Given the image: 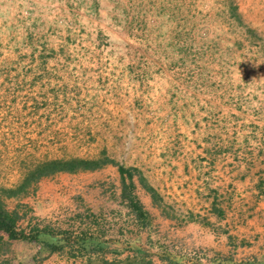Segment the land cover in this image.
<instances>
[{
    "label": "rangeland",
    "instance_id": "374dc122",
    "mask_svg": "<svg viewBox=\"0 0 264 264\" xmlns=\"http://www.w3.org/2000/svg\"><path fill=\"white\" fill-rule=\"evenodd\" d=\"M258 135L264 0H0V188L46 159L113 160L43 175L0 198L17 207L24 230L100 235L103 249L86 264L102 256L159 264L165 251L183 264L245 255L264 264V247L247 248L264 241L260 230L211 246L203 228L185 225L226 230L214 216L234 210L245 220L226 175L257 153ZM115 163L134 167L146 221L120 196ZM70 255L33 240L0 244V264L81 263Z\"/></svg>",
    "mask_w": 264,
    "mask_h": 264
},
{
    "label": "trees",
    "instance_id": "16d2710c",
    "mask_svg": "<svg viewBox=\"0 0 264 264\" xmlns=\"http://www.w3.org/2000/svg\"><path fill=\"white\" fill-rule=\"evenodd\" d=\"M105 162L113 163V160L104 157L87 158L80 156H70L67 158H51L36 163L22 177L19 183L13 187H2L0 191L5 195H15L21 191L27 184L37 180L39 177L53 173L55 171L73 172L79 169H93L101 166ZM116 164L121 185L120 196L127 200V206L133 215L146 221L149 216L148 211L133 192L134 182L132 179V168L122 164ZM151 198L156 196V191L151 185H144ZM20 218V212L17 207L8 208L0 198V244H8L15 240L25 239L39 242L48 253L59 252L68 248L72 258L82 257L80 264H86L91 260V252L101 253L104 239L100 235H93L91 232L80 229L71 231L67 229L54 230L49 225H30L27 230L17 226V220ZM143 256V254H141ZM160 258L164 262L159 264H183L180 261V255L171 254L165 251ZM217 257H215L216 259ZM213 259V261H216ZM102 264H137L136 258L126 256L123 260L111 257L110 259L102 256ZM149 261V259H148ZM230 264H257L258 259L255 255H245L240 257L229 256ZM12 264H29L27 261L17 260ZM202 264V263H195Z\"/></svg>",
    "mask_w": 264,
    "mask_h": 264
},
{
    "label": "crops",
    "instance_id": "0c3cea01",
    "mask_svg": "<svg viewBox=\"0 0 264 264\" xmlns=\"http://www.w3.org/2000/svg\"><path fill=\"white\" fill-rule=\"evenodd\" d=\"M251 128L255 125H251ZM260 127V126H259ZM261 128V127H260ZM261 137L264 138V135H258L253 142L257 144V153L254 154V151H249L248 155L244 159L247 160L241 163L239 168L233 169L227 173L228 182L234 183L237 192L242 195L243 208H247V213L245 214V220L240 223L236 222L233 217L237 216L234 210L233 213L225 217L214 216L217 220V223L221 226L228 227V229L217 230L209 226H204L202 222H187L185 225L189 227H200L203 228L205 232L203 235V240L205 243L218 244L220 240L227 237L230 232L234 234L244 235L250 234L260 230V233H264V196L260 193L264 189V142H260ZM207 208V207H206ZM220 220V221H219ZM255 243H249L247 248L256 249L257 245L264 247V241L258 243L259 241H254ZM264 249V248H263Z\"/></svg>",
    "mask_w": 264,
    "mask_h": 264
}]
</instances>
